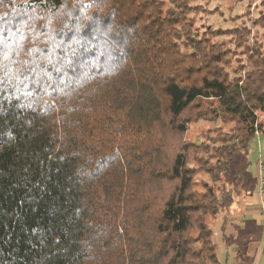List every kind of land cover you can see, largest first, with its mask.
<instances>
[{
    "label": "trees",
    "instance_id": "16d2710c",
    "mask_svg": "<svg viewBox=\"0 0 264 264\" xmlns=\"http://www.w3.org/2000/svg\"><path fill=\"white\" fill-rule=\"evenodd\" d=\"M194 1L0 0V264H226L210 221L255 191L264 45ZM200 120L232 127L197 143Z\"/></svg>",
    "mask_w": 264,
    "mask_h": 264
},
{
    "label": "rangeland",
    "instance_id": "374dc122",
    "mask_svg": "<svg viewBox=\"0 0 264 264\" xmlns=\"http://www.w3.org/2000/svg\"><path fill=\"white\" fill-rule=\"evenodd\" d=\"M264 0H195V5H203L206 9L196 16V25L201 30L207 26L212 28L233 29L247 26L251 29L248 42L253 45L258 39L264 45V25L254 24V19L259 17L260 11L264 10ZM249 11V13H248ZM227 47L242 51L237 45L233 34L221 35L217 38ZM239 56L243 57L241 54ZM259 120L264 121V114H259ZM223 127L229 130L232 123H222L220 121L210 122L200 120L190 127L187 138L200 143L205 134L213 132L216 127ZM237 168H245L248 173V181L255 189H264V131L259 130L250 144L249 153L241 152L236 159ZM262 167V169H261ZM206 176H199L202 178ZM229 186V185H228ZM230 187V186H229ZM231 188V187H230ZM233 188V187H232ZM249 192L243 190L235 193V204L229 211L213 217L210 221L213 228V238L218 245L221 259L226 264H254L252 256L244 254V245H241L240 238L247 229L242 228L241 222L249 221L248 226L254 228L256 233H264V194L261 193L262 203L259 209L254 208L250 214H246V208L250 206ZM262 204V205H261ZM227 218V222L224 220ZM224 221V226L222 227ZM226 222V223H225ZM231 222H234L231 224ZM245 238V236H243ZM239 240V242H237ZM260 245H264V235L258 239Z\"/></svg>",
    "mask_w": 264,
    "mask_h": 264
},
{
    "label": "crops",
    "instance_id": "0c3cea01",
    "mask_svg": "<svg viewBox=\"0 0 264 264\" xmlns=\"http://www.w3.org/2000/svg\"><path fill=\"white\" fill-rule=\"evenodd\" d=\"M261 193L264 194V189H255L254 193L250 196V206L246 208V214H250L254 208L259 209V203H262ZM224 220L227 222V218ZM233 223L234 222H231V224ZM241 224L243 229H247L246 232L242 233V237L239 239L241 245H244V250L242 252L248 256H252L253 260H255L254 264H264V245L261 246L260 241H258L264 233L262 235L256 233L254 228L248 226L249 221H242ZM224 225L223 221L222 227ZM243 236H245V238ZM239 240L237 242H239Z\"/></svg>",
    "mask_w": 264,
    "mask_h": 264
},
{
    "label": "built area",
    "instance_id": "2783aa9c",
    "mask_svg": "<svg viewBox=\"0 0 264 264\" xmlns=\"http://www.w3.org/2000/svg\"><path fill=\"white\" fill-rule=\"evenodd\" d=\"M257 132H259V131H257ZM260 166L264 167L262 164H260ZM262 167H261V169H262Z\"/></svg>",
    "mask_w": 264,
    "mask_h": 264
}]
</instances>
